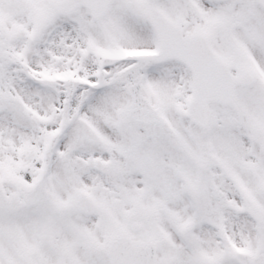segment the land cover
Instances as JSON below:
<instances>
[{"label": "snow or ice", "instance_id": "snow-or-ice-1", "mask_svg": "<svg viewBox=\"0 0 264 264\" xmlns=\"http://www.w3.org/2000/svg\"><path fill=\"white\" fill-rule=\"evenodd\" d=\"M0 264H264V0H0Z\"/></svg>", "mask_w": 264, "mask_h": 264}]
</instances>
